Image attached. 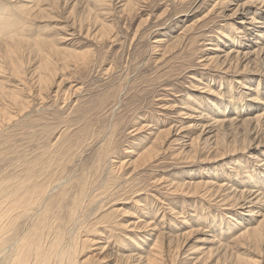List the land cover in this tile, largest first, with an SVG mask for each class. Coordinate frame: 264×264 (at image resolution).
<instances>
[{"label":"rangeland","instance_id":"rangeland-1","mask_svg":"<svg viewBox=\"0 0 264 264\" xmlns=\"http://www.w3.org/2000/svg\"><path fill=\"white\" fill-rule=\"evenodd\" d=\"M94 2L0 0V109L9 112L0 116L2 188L31 176L27 184L69 196L82 179L86 203L102 191L90 211L108 220L89 238L114 253L107 264L149 254L156 239L161 264H264V235L258 243L241 236L259 217L244 214L249 194L233 199L264 192L263 124L245 120L264 113V55L255 44L264 0ZM29 7L26 24H12ZM224 31L230 39L220 42ZM215 97L227 114L242 113L237 127H202L198 116L215 111ZM107 141L110 157L98 167ZM259 205L252 208L264 213ZM20 215L19 229L34 230L35 211ZM6 217L0 212V229L10 226ZM145 229L141 248L124 244Z\"/></svg>","mask_w":264,"mask_h":264},{"label":"bare ground","instance_id":"bare-ground-1","mask_svg":"<svg viewBox=\"0 0 264 264\" xmlns=\"http://www.w3.org/2000/svg\"><path fill=\"white\" fill-rule=\"evenodd\" d=\"M94 3H95L96 8L101 7V5L105 4V0H95ZM29 8L30 9H25V11H22V12H24V15H25V17H22L23 20L21 18H18V20L20 19L21 21H14L12 24H15V23L19 24L22 21H23V23H25V21H26L25 18L27 16H30L31 11L34 10V7H29ZM19 14H20V12H19ZM0 15H1V13H0ZM13 15L16 18V15L14 13H13ZM2 20H4V17H0V28L5 27V26H3L4 24L2 23ZM244 22L245 21H241V23H244ZM11 25L9 27H11ZM23 25L24 24H22V27H23ZM227 29H229V28H227ZM223 33H224V36L222 37V39H220V42L224 41L225 38L230 39L228 31H224ZM260 39H262L263 42H260L259 40H257L255 42V44L258 45V43H259L262 45H258V46H260L258 48L259 50L256 49L254 51V52H256L258 50V55L256 56L258 58H260V56L264 55V34H261ZM19 41L21 42V40H18V42ZM16 42L15 43L11 42L9 44L10 45L9 48H12V51H10V49L8 48L10 59L13 58L12 56H13V52H14L13 51L14 48L11 47V45L12 44L15 45ZM18 42H17V45L20 44V42L19 43ZM44 42H46V41H44ZM44 42H42V43H44ZM42 43L41 44L37 43V45H39L41 47V45H43ZM7 45H6V47H8ZM14 45H12V46H14ZM40 51H42V49ZM14 53H16V51ZM234 53H235V51L230 52V51L226 50V57H228ZM238 53L239 52H237V54ZM246 55L251 56V53H247ZM240 72H241V74L246 73L245 70H242ZM46 81H47V79H45L43 82H46ZM238 82H240L241 84H244L243 80L238 81ZM1 87L2 86L0 84V88ZM13 93L14 94L12 96L14 97V100L13 99H11V100H13L14 103L17 105L19 101H18V98H17L14 91H13ZM7 94H8V92H7ZM227 97L230 98L231 95L229 94ZM229 98H228V100H229ZM243 98H244V96H243ZM215 99L216 100L213 99L211 102L212 106H213L211 109H214L215 111H209L210 116L209 115L208 116L207 115L198 116V120L201 121V125L203 128L207 127L211 130L212 129L215 130L217 128L225 127L227 125H229V126L235 125L237 122L241 121V120L240 121L238 120L240 117H242V113L238 112L239 110L235 109L232 113L227 114V112H226L227 109L226 108L223 109V106H224L223 102L224 101L218 99V97L217 98L215 97ZM247 108H248V104H247ZM241 111H243V110H241ZM1 113H3L4 115H7L9 112L4 113L0 109V116H3ZM214 113H216V114H214ZM237 113H239V115ZM2 118H1V120H2ZM8 118H9V116H8ZM247 119L253 120V121L257 122V124H263L262 130L264 132V113L254 115L253 118H246L245 120H247ZM111 144L112 143L110 141L105 142L101 151L98 153V157H97V161H96V165L98 167H100V165L103 164L106 159H109L110 152L112 151L111 149H109L112 146ZM239 161H240L239 159H237V161L235 159V163L236 162L237 163L234 166L235 167L238 166L240 169H244L243 168L244 163L239 162ZM123 164H124V162H122L120 165L123 166ZM242 172L243 171L241 170L240 173H242ZM250 175H252V174H250ZM230 177H231V175H230ZM30 178H31V176L28 177L27 179H24V181L22 183H19L20 184L19 187L17 189L15 187V190H13L11 192H9V190L5 191L0 184V212H3L5 217L12 209H15V210L21 209L20 214H24L27 216H30L31 211H35V217H33L34 221L31 223L34 226V230H32V231H30L29 228H28L29 231L19 229L17 224H18L19 219L22 218V216L19 213H16V215H15L16 218L15 217H13V218H7L6 217L10 221V226L3 227L0 229V264H107V262L109 260L108 257L110 256L109 258H111V256H113L114 253L108 252L105 254V252L107 250L106 246L100 245L97 241H94L93 239L89 238V234H92L93 231L101 232L100 229H96V225H104V222H107V220H108V217L104 218V215H101L100 213H95L96 210L93 211V209H91V211H90L91 202H94L95 198L97 200V197L102 195V191L99 195L94 196L93 201L91 199V197H92L91 196L89 199L90 201H87V203H86L85 201L87 199L85 201H84V199L87 196L85 195V189H84V186L82 185V184H84V180H82V179L80 181H78V185H80L82 187L80 188V187H78V185L75 184L77 186V192L74 194L75 196H69V194L66 193L65 190L60 191V194L58 193V195L57 194H49L48 193L49 186L44 189L42 186H39L38 183H35V182L27 184L26 182L28 180H30ZM228 178H229V175H228ZM258 182H259V180H258ZM263 184H264V182H263ZM2 185H4L7 188L9 187V186H7V183H5V184L2 183ZM14 186H16V184L13 185V187ZM17 186H18V183H17ZM11 187H9L10 190L13 188V187L12 188ZM228 189H229V187H228ZM5 192H8V193H5ZM253 192H255V191H253ZM253 192L248 191V190H241L239 192V195L237 196L236 195L237 193H236L235 195L237 197L234 196L235 198H233V199H237L235 201V202H237L239 199L243 198V196L245 195L244 193H246V194L248 193L250 195V196L249 195L244 196V198H243V199L247 200L246 202L244 201L245 202L244 204H248V203L250 204V205L248 204V206H246L249 209H245L246 212H244V214L249 216V219L251 218L252 220H256L254 218L257 216H259V217H257V224H256L257 226L246 227V230L243 231L241 236L243 237V235H249L250 237H253L254 242L258 243V241L262 240L263 235H264V233L261 231V227L263 226L262 224H264V213L261 212L260 210L255 211L252 207L257 206V204H260L259 205L260 207H264V192H258L257 191L258 192L257 194H255ZM228 195L231 196L232 194L230 193ZM5 202L7 204H10V205L9 206L5 205L4 206L5 209L3 210L2 205ZM240 202L241 201H239V203ZM241 207H243V205ZM260 217H261V220H258ZM231 218H232V220H235V217L233 214L231 215ZM235 223H236V221H235ZM148 225L149 224H144L140 228H143V229L148 228L147 227ZM228 225H229V223H228ZM240 225L242 226V224H240ZM247 225H248V223H247ZM232 226H235V225H232ZM30 228H31V226H30ZM232 228L233 227H229L230 230ZM101 229L105 233L104 226L103 227L101 226ZM145 230H146V232L138 235L139 240H134L130 237V238H128V240L126 239L125 241H123L124 244H127V242L132 241L137 246V247H135V249L141 248L142 244H143L142 236L145 237L146 239H148L150 236L148 230L147 229H145ZM217 231H218V229H217ZM205 240H208V239H205ZM146 241L147 240H144V243H146ZM213 241H209V242H213ZM92 247H95V249L94 248L92 249ZM143 253H144V251H138L136 254L135 253H131V254L130 253H128V254L122 253L117 258L118 264H161V262L163 261L162 258L160 257L161 256L160 255L161 250H160V243H158V239H156L154 241V245L152 247L151 252H149V254L144 253L145 255H143Z\"/></svg>","mask_w":264,"mask_h":264}]
</instances>
